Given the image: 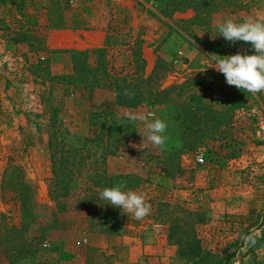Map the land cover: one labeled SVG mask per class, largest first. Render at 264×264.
<instances>
[{
    "label": "rangeland",
    "instance_id": "obj_1",
    "mask_svg": "<svg viewBox=\"0 0 264 264\" xmlns=\"http://www.w3.org/2000/svg\"><path fill=\"white\" fill-rule=\"evenodd\" d=\"M50 4L0 0V264H264V92L228 85L209 67L214 55L255 54L216 25L264 15V0H209L207 14L190 1L68 0L65 14L78 7L85 31L45 30ZM36 20L37 33L19 34L16 21ZM136 43L142 71L119 76ZM103 49L114 70L101 84H122L124 76L143 84L137 109L120 107L110 88L81 95L58 82L98 79ZM71 51L88 52L91 70L76 74L64 53ZM126 112L166 121V147L143 143V125L123 118ZM105 114L122 117L108 143L97 142L105 128L90 126ZM52 154L60 170L70 166L68 209H56L49 193ZM10 166L21 169L36 204L56 213L52 240L24 237L19 206L3 201ZM122 182L123 190L145 194L149 216L136 220L99 198Z\"/></svg>",
    "mask_w": 264,
    "mask_h": 264
},
{
    "label": "trees",
    "instance_id": "obj_2",
    "mask_svg": "<svg viewBox=\"0 0 264 264\" xmlns=\"http://www.w3.org/2000/svg\"><path fill=\"white\" fill-rule=\"evenodd\" d=\"M67 1L59 0L57 3H54L51 0V4L47 7L46 10V24L44 26L45 30H87L86 27H82V21L79 19L78 7L72 8L71 15L67 16L65 14V5L68 6ZM169 1V0H167ZM179 1H190L194 5V8L201 13L207 14V7L209 0H179ZM71 6H74V3L70 1ZM204 4V5H203ZM55 14V21L50 19L52 14ZM16 28L19 31V34L28 35L37 33L38 30L41 29L39 26V21H31L26 24L21 23L20 21L15 22ZM122 46H127L125 43ZM129 46V45H128ZM107 48V47H105ZM130 52L132 53V57L128 66L125 65L118 69L120 72L119 76L122 75L127 69L128 72L134 71L135 74L142 71L143 68V60L141 59L140 48L138 43L133 46H129ZM70 55V59L72 61V70L75 71L76 74H83L90 69V57L88 52H64ZM108 53L107 49H103L102 51L97 52V60H96V70L95 72L101 73L98 79L93 81L92 83H70L67 82L69 77L63 76L58 77V82L63 83L65 86L73 87L78 90L81 95L85 92L93 91L94 89H103L110 88L114 92L118 100L119 106L124 108L125 110H134L140 107L144 103V98L141 94V87L143 84H139L135 82L134 84L129 83L126 76L122 79V84L116 82V79H112V83H108V85H102V80H107L110 77V73L114 70L113 67L109 70L108 63L104 60L105 54ZM130 68V69H129ZM133 74V73H132ZM125 89L130 90L134 93L132 98H122L123 91ZM95 117H99L95 115ZM105 121L101 123H96V119H90L92 128H105V132H108L106 137L99 138L97 142H105L108 143L113 136L114 130L118 131L119 128L123 129L120 119L117 117L111 116L110 114H105ZM108 117H111L109 120ZM118 120V121H117ZM132 128V127H131ZM52 139V138H51ZM53 141L49 143V147L52 149ZM55 155L52 154V178L50 180L49 188L51 199H53L56 203V209H68L69 202H72V198L69 191V183L71 182L69 179L70 171L68 164H66L65 170H60V166L56 165V161L54 159ZM22 171L19 167L10 166L8 167L3 175V186H2V199L7 203H14V205L19 206V211L21 214V222H20V230L23 231L24 237L30 238L31 232H36L41 237V241L52 240L51 233H49L52 229V223H49L50 218L55 216L54 211H49L45 208H41L36 204L35 200V191L31 185L26 183L21 178ZM21 175V176H20ZM60 176H65L64 179H61ZM24 181V182H23ZM16 183V184H14ZM64 189L66 191H64ZM55 213V214H54ZM54 224V223H53ZM29 236V237H28ZM54 237V235H53ZM40 240L38 242L40 243Z\"/></svg>",
    "mask_w": 264,
    "mask_h": 264
},
{
    "label": "clouds",
    "instance_id": "obj_3",
    "mask_svg": "<svg viewBox=\"0 0 264 264\" xmlns=\"http://www.w3.org/2000/svg\"><path fill=\"white\" fill-rule=\"evenodd\" d=\"M219 35L227 41H242L250 43L255 54H241L218 56L214 55V67L225 76L228 85L235 86L247 93L264 92V15L248 16L241 22L227 19L216 25ZM123 95L132 98L134 93L128 89ZM131 122H138L144 127L143 143L150 142L162 150L166 147L168 137L166 121L157 118L151 112H126L123 114ZM117 119H122L117 116ZM126 183L122 182L115 187L104 188L99 192V198L107 201L114 207L120 208L124 214L136 220H143L151 214L152 206L147 202L143 193L132 190H123ZM249 243L254 242V237H245Z\"/></svg>",
    "mask_w": 264,
    "mask_h": 264
},
{
    "label": "built area",
    "instance_id": "obj_4",
    "mask_svg": "<svg viewBox=\"0 0 264 264\" xmlns=\"http://www.w3.org/2000/svg\"><path fill=\"white\" fill-rule=\"evenodd\" d=\"M253 113H255V112L253 111ZM260 131L262 133L264 132V122L260 123ZM196 161H197V163L202 164L204 162V155L203 154H198L197 157H196Z\"/></svg>",
    "mask_w": 264,
    "mask_h": 264
},
{
    "label": "crops",
    "instance_id": "obj_5",
    "mask_svg": "<svg viewBox=\"0 0 264 264\" xmlns=\"http://www.w3.org/2000/svg\"><path fill=\"white\" fill-rule=\"evenodd\" d=\"M233 126H234V124H233ZM263 141H264V137H263ZM237 210V211H236ZM232 209V214H236V212H238V209ZM241 211L244 213V209H241ZM230 214H231V212H230Z\"/></svg>",
    "mask_w": 264,
    "mask_h": 264
}]
</instances>
